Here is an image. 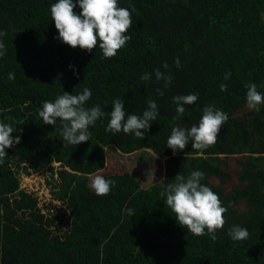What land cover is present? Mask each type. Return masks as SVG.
<instances>
[{"label":"trees","instance_id":"trees-1","mask_svg":"<svg viewBox=\"0 0 264 264\" xmlns=\"http://www.w3.org/2000/svg\"><path fill=\"white\" fill-rule=\"evenodd\" d=\"M55 2L0 0L6 32L0 121L20 136L0 164V264H264V105L249 110L245 87L255 83L264 94V0H118L132 12L133 26L131 39L110 59H102L99 47L87 52L54 39ZM164 62L173 77L167 88L154 75ZM145 72L151 79L142 82ZM84 88L91 91L85 107L99 104L107 114L122 99L126 114L142 115L152 99L159 114L142 140L105 132V115L89 127V141L64 145L61 122L44 124L38 109ZM178 94L198 99L185 105L176 124H198L208 105L228 114L218 142L202 154L191 143L175 154L166 147ZM107 151L134 156L140 166L151 155L163 177L142 181L132 166L107 175ZM31 170L51 184L50 202L21 187L22 172ZM195 170L227 208L215 241L179 226L165 205L166 185L178 172L187 177ZM100 173L115 181L106 196L89 188ZM233 225L246 227L248 239L233 241L227 234Z\"/></svg>","mask_w":264,"mask_h":264},{"label":"clouds","instance_id":"clouds-1","mask_svg":"<svg viewBox=\"0 0 264 264\" xmlns=\"http://www.w3.org/2000/svg\"><path fill=\"white\" fill-rule=\"evenodd\" d=\"M79 6V13L74 9ZM51 20L54 22L58 36L54 39L72 48L91 52L99 47L102 59H110L126 46L131 37L127 34L133 26L132 12L121 7L118 0H56L50 6ZM6 32L0 30V38ZM6 53V46L0 39V57ZM177 68L181 67L179 58L174 60ZM69 67H73L69 65ZM74 74L75 70L73 69ZM148 72L140 76L142 82L151 79ZM155 80L162 81L164 88L172 82L171 66L164 62L160 68L154 70ZM230 72L224 75L228 80ZM14 74H10V79ZM227 84H221L220 90L226 91ZM246 106L249 110L259 111L264 105V94L257 90L255 83L246 84ZM163 95L162 89H157ZM91 98L89 88H84L82 94L73 95L64 91L54 101H44L38 109V116L44 124L55 126L57 120L61 122L60 138L64 145H78L89 141L91 133L89 127L98 119L107 115L109 117L105 132L113 135L123 132L125 135L134 134L136 138L143 139L150 130L151 124L158 116L156 101L149 99L147 109L142 115L126 114L125 104L122 99L112 102L111 111L105 113L99 104L85 107ZM198 99L196 94L175 95L172 101L175 104L176 116L173 119L167 146L175 154L182 151L191 143V149L203 153L209 147L215 146L220 138V130L228 120V114L214 105L203 108L198 124L190 127L176 124L185 113V105H193ZM5 119L10 120V117ZM17 130L10 123L0 121V164L8 156L6 148H13L20 143V136H12ZM205 173L201 170L192 171L187 177L179 172L174 176V182L168 183L165 188V205L175 214L179 226L195 236L209 235L215 241V233L223 229L226 220L224 213L227 208L218 194L201 181ZM114 180L106 179L103 175L95 174L90 177L89 188L97 196H106L110 193ZM131 215V211H129ZM228 236L233 241L246 240L249 232L246 227L233 225L228 229Z\"/></svg>","mask_w":264,"mask_h":264},{"label":"rangeland","instance_id":"rangeland-1","mask_svg":"<svg viewBox=\"0 0 264 264\" xmlns=\"http://www.w3.org/2000/svg\"><path fill=\"white\" fill-rule=\"evenodd\" d=\"M107 153L106 168L103 170V173L107 175L123 173L127 171V169H131L132 166L135 168L138 177L142 181L151 180L153 176H155V179L163 177L164 170L161 169L160 161H157L151 155H148L147 160H142V165L140 166L139 162L134 160V156L120 157L119 155H111L109 151H107ZM101 174L102 173H100V175ZM103 176L106 177V175ZM20 177L22 188L36 193L38 197L46 202L53 200L50 187L51 184L47 181L42 172L32 170L29 173L22 172ZM55 205L61 206L58 201H55Z\"/></svg>","mask_w":264,"mask_h":264}]
</instances>
